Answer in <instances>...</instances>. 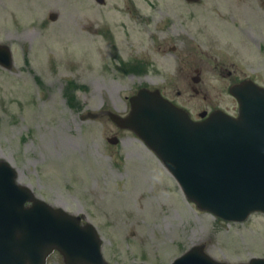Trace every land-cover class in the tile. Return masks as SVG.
I'll use <instances>...</instances> for the list:
<instances>
[{"label": "rangeland", "instance_id": "rangeland-1", "mask_svg": "<svg viewBox=\"0 0 264 264\" xmlns=\"http://www.w3.org/2000/svg\"><path fill=\"white\" fill-rule=\"evenodd\" d=\"M121 1L106 0L99 22L90 14L101 7L96 0H0V44L13 53L11 67L0 64V159L38 197L93 223L110 263L171 264L200 244L230 264L264 257L263 213L228 222L200 210L132 130H120L108 116L80 114L103 108L125 114L134 82L160 84L193 119L218 108L236 114L220 68L264 86V0H202L195 21H177L195 47L193 66L202 70L199 95L183 80L196 74L194 67L175 75L179 52L165 46L152 53L154 65L133 78L111 69L114 52L140 54L154 43L145 24L115 10L108 15ZM107 24L112 39L94 31ZM49 264L65 263L54 252Z\"/></svg>", "mask_w": 264, "mask_h": 264}, {"label": "water", "instance_id": "water-1", "mask_svg": "<svg viewBox=\"0 0 264 264\" xmlns=\"http://www.w3.org/2000/svg\"><path fill=\"white\" fill-rule=\"evenodd\" d=\"M0 64H13L8 45L0 44ZM231 93L239 102L236 117L217 110L195 121L159 90L148 89L131 97L127 116H111L157 153L200 209L243 221L252 212L264 213V87L247 81ZM17 178V169L0 159V264H48L55 251L65 264H111L93 223H82L81 215L36 197ZM172 264L227 263L198 245ZM244 264H264V258Z\"/></svg>", "mask_w": 264, "mask_h": 264}, {"label": "flooded vegetation", "instance_id": "flooded-vegetation-1", "mask_svg": "<svg viewBox=\"0 0 264 264\" xmlns=\"http://www.w3.org/2000/svg\"><path fill=\"white\" fill-rule=\"evenodd\" d=\"M98 4L101 6L100 8L93 9L95 12L90 13L94 15L99 22H101V17L105 15V8L102 6L106 5V0H96ZM83 3V5H85ZM202 4L201 0H146V3L143 6H140L136 2V0H122L120 3L117 2L116 5L111 4L112 9L108 12V15L111 14V10H115L120 12L123 15H127V20L131 22H135V24H145L146 29L149 33V36L153 39L154 43L149 49H144V51L140 54H131L127 56H121L118 53L114 52L110 58L111 62L109 63L111 69L118 74L128 75V77L133 78L137 74H141L147 70L151 66L154 65L155 61L153 59L152 53H159L163 47L165 46V52L176 53L179 52V57L181 59L180 64L178 66V70L175 71V75L186 73V67L190 66L192 68L193 64L196 63V55H194V45L190 43L188 37L182 34V30H179L176 26L178 20H182L183 24H189L192 21H195L198 17V5ZM85 15H88L87 13ZM91 21H93L91 19ZM110 21V18L107 19V22ZM190 21V22H189ZM113 23V22H112ZM112 28L107 24L105 27L97 26L94 31L99 33L100 35L107 36L109 39L113 38V33L110 31ZM185 31H187L185 29ZM190 33L189 31H187ZM106 38V39H108ZM170 42H178L169 44ZM116 44V43H114ZM113 44V45H114ZM163 44V45H162ZM101 59H104L101 56ZM105 63H101L102 65ZM100 65V64H99ZM196 72L195 75L190 73L187 77L183 75V80L188 81L187 87L194 90L195 95H199L201 93V85L204 84V79L202 78V70L199 69L196 65L193 66ZM221 74L226 75L224 77H228L229 85L228 89L232 85L242 83L245 80L253 79L250 76H236L234 77V71L228 68H220ZM120 72V73H119ZM182 78V77H180ZM184 83V81H183ZM132 88H136V92L126 96L127 101H129L130 107L129 110L123 114L119 113L113 109L103 108L100 111H92L90 109H86V111L81 112V117H88L89 115H95L96 117L108 116L112 120L111 114L116 112L122 116H127L131 110V97L135 95L140 89H149L155 90L158 89L161 91L164 97L171 100L173 103L178 104L172 97L163 92V86L160 84H155L152 82H140L135 85V82L132 83ZM206 110H202L199 112L201 114ZM113 121V120H112ZM115 123V122H114ZM116 124V123H115ZM117 125V124H116ZM118 126V125H117ZM119 127V126H118ZM120 130L123 129L119 127ZM117 135V133L115 134ZM118 137V136H117ZM118 139V138H117ZM118 141H120L118 139Z\"/></svg>", "mask_w": 264, "mask_h": 264}]
</instances>
